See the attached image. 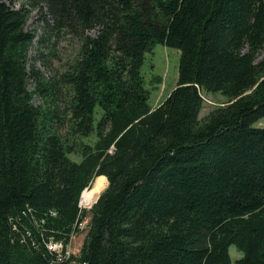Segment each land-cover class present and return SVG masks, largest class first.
<instances>
[{
  "label": "trees",
  "instance_id": "trees-1",
  "mask_svg": "<svg viewBox=\"0 0 264 264\" xmlns=\"http://www.w3.org/2000/svg\"><path fill=\"white\" fill-rule=\"evenodd\" d=\"M22 1L0 0V264H264V0ZM63 31L79 58L45 78L30 50ZM158 44L181 57L152 107ZM212 92L227 102L200 118ZM87 216L76 263L58 262L48 241Z\"/></svg>",
  "mask_w": 264,
  "mask_h": 264
},
{
  "label": "rangeland",
  "instance_id": "rangeland-1",
  "mask_svg": "<svg viewBox=\"0 0 264 264\" xmlns=\"http://www.w3.org/2000/svg\"><path fill=\"white\" fill-rule=\"evenodd\" d=\"M22 2H24V0ZM20 4H16V7H20ZM27 7L31 9L30 5H27ZM47 19H50L47 9L44 13H42L38 8H35L32 10L27 28L29 30L37 31V34L40 36L44 32V26L46 25ZM96 32L97 30L94 29L88 33L94 35ZM38 38L39 37H37L35 40L29 55L30 60H34L40 56V52L43 53L41 57H39L40 60L36 61V67L41 71L45 78H58L61 73L68 70L70 65L79 58L82 44L81 39L73 34L68 33L67 31H63L59 35L58 41L55 44H53L55 37L50 36L45 47H41L38 42ZM180 57L181 52L179 49L169 47L164 44H158L153 52H148L146 54V58L142 66V75L145 78L147 88L150 90V104L152 107H157L159 104H161L163 100L177 86ZM30 88H33V83H30ZM71 96L72 92L70 90H64V92L60 94L59 97L61 98V102H63V104H68L71 101ZM41 101L42 100L39 97H36L34 100L36 105L40 104ZM226 102L227 98L221 92L204 93V104L200 113V118L205 117L214 108L223 106ZM254 125L264 127V118L256 122ZM95 139V137L83 138V140L88 143H93ZM70 156L76 161L81 160L79 154L73 153ZM89 192L95 193L93 196L94 201L90 206H82L84 209H90L95 204L99 195L97 190ZM73 233L74 231L72 234ZM85 236L86 232H81V234L73 241L72 246L74 248L82 246ZM230 254L232 256L233 262L242 257V252H240L235 245L230 247Z\"/></svg>",
  "mask_w": 264,
  "mask_h": 264
},
{
  "label": "built area",
  "instance_id": "built-area-1",
  "mask_svg": "<svg viewBox=\"0 0 264 264\" xmlns=\"http://www.w3.org/2000/svg\"><path fill=\"white\" fill-rule=\"evenodd\" d=\"M80 207L81 209H84L81 206L80 203ZM55 214V212H53ZM89 224V218L88 216L83 218V219H78L76 226L74 227V233L72 234L71 237V241L67 244H65L62 241H57L54 239H51L48 241V247L54 252L56 253L57 257H58V262H67L72 260L73 258L80 253L81 251V246L74 248L73 245V241L75 240L76 237H78L81 232H84L86 230V228L88 227ZM74 263H76L75 261H73ZM81 264H85V263H81Z\"/></svg>",
  "mask_w": 264,
  "mask_h": 264
},
{
  "label": "bare ground",
  "instance_id": "bare-ground-1",
  "mask_svg": "<svg viewBox=\"0 0 264 264\" xmlns=\"http://www.w3.org/2000/svg\"><path fill=\"white\" fill-rule=\"evenodd\" d=\"M87 190V189H86ZM95 195L94 192H86L83 194V197H81L83 199V201L81 202V206H90L92 205L94 199L93 196Z\"/></svg>",
  "mask_w": 264,
  "mask_h": 264
},
{
  "label": "water",
  "instance_id": "water-1",
  "mask_svg": "<svg viewBox=\"0 0 264 264\" xmlns=\"http://www.w3.org/2000/svg\"><path fill=\"white\" fill-rule=\"evenodd\" d=\"M82 194H83V193H82ZM99 197H100V195H99ZM99 197H98V198H99ZM97 200H98V199H97ZM96 202H97V201H96Z\"/></svg>",
  "mask_w": 264,
  "mask_h": 264
}]
</instances>
